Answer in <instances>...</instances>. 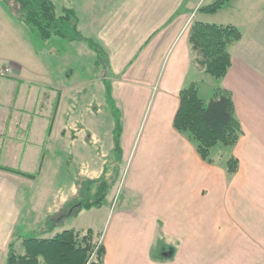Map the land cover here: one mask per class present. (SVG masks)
I'll use <instances>...</instances> for the list:
<instances>
[{
	"label": "crops",
	"instance_id": "0c3cea01",
	"mask_svg": "<svg viewBox=\"0 0 264 264\" xmlns=\"http://www.w3.org/2000/svg\"><path fill=\"white\" fill-rule=\"evenodd\" d=\"M202 1L119 0L113 8L98 0H83V4L78 1L94 38L81 34L75 8L60 9H72L82 37L95 40L106 53V73L99 77L94 72L93 77L109 82L113 100L123 104L121 149L132 147L136 132L127 136L128 130L136 118L137 122L141 119L161 74V99H168L163 104H168V123L163 130L179 147L175 156L165 157L146 177L145 187L129 186L125 208L113 217L102 239L104 264H264V0H233L215 14L200 12L198 19L194 10L203 6ZM214 1L209 0L207 5ZM0 8L2 17L7 9ZM223 16L230 20L227 22ZM236 20L246 31L230 46L231 66L221 80L222 88L232 97L243 132L232 154L238 170L229 178L226 166L219 168L213 161L202 160L194 145L173 129L172 121L179 92L206 76L188 41L190 26L193 22L237 26ZM22 69V64L16 62L0 89V156L4 148L3 154L14 156L16 164L36 163L40 169L45 158L52 156L45 147L58 140L75 141V135L68 138L65 132H75L87 145L96 122L94 127L86 121V125L80 124L82 111L72 107L70 98L65 103L68 94L81 95L80 83L72 86L71 77L63 83L54 71L46 77V84L32 87V81L20 77ZM72 69L70 66L68 72L73 73ZM13 80L19 86L7 92ZM62 103L66 108L61 111ZM92 106L96 115L98 108ZM76 115L73 124L62 125L64 117L66 122ZM79 133H83V139ZM35 180L0 170V191L7 195L11 187V201L12 193L15 197L19 193L15 188L30 190ZM5 204L7 207H0V256L6 259L10 243L21 252L18 239L23 224H35L39 229L43 220L36 214L34 200L28 207ZM59 226L54 232L61 230ZM155 245L163 247H159L158 258L152 256Z\"/></svg>",
	"mask_w": 264,
	"mask_h": 264
},
{
	"label": "rangeland",
	"instance_id": "374dc122",
	"mask_svg": "<svg viewBox=\"0 0 264 264\" xmlns=\"http://www.w3.org/2000/svg\"><path fill=\"white\" fill-rule=\"evenodd\" d=\"M78 1L83 4V0ZM78 1L52 0L57 14L60 13L61 7L67 6L75 8L80 20L79 30L81 34L87 38H94L95 33L90 31V28L88 29V27H86V16L79 8ZM117 1L119 0H98L100 4L106 3L111 6V8L115 6ZM190 1L195 2V0ZM208 1L209 0H203L202 5L206 6ZM0 5L4 7L2 4ZM1 11L3 10L0 8V15ZM6 12L7 13L0 17V70L7 68L12 70L16 62L21 63L23 69L21 70L20 77L24 80L32 81L34 83L32 87H34L35 84H46V77H50L54 71H56V75H58L57 79H61L63 83L67 82L71 77L72 86L73 84L78 86V83H80L81 95H75V97L73 95L70 97V94H68V96H65V103L66 99L70 98L72 107L82 111L80 124L86 125L87 123L88 126H93L96 122V129L93 128V135H88L87 145H84V140L81 141L78 139L79 135L75 132H72V134L65 132V136L68 138L70 135H75V141L71 142L68 139L58 140L55 143L52 142L48 147H45V150L52 156H47L45 158L40 169L39 167L37 168L36 163L16 164L18 162L17 159L11 155H4L3 152L5 149L3 148L0 156V165L11 167L18 171L22 170L24 172L33 173L36 180L30 187V190L29 187L15 188V190L19 189V193L16 197L15 194L12 193L11 201L8 198V196L11 195V193H8L11 187L8 186L7 195L1 190L0 207H7L5 203L8 205L12 204L15 207H28L34 200L35 203L37 202L36 214L42 218V224L48 219L57 217V215L65 214L66 212L69 215L70 204L78 194L76 181H78V179L83 180L88 178L97 179L101 172L104 171V174L107 173V176L109 175L111 179H114L111 180V188L107 193L103 205L100 208L82 210L77 215H69L59 226L61 230L65 228L73 229L79 233H84L86 230L90 229L95 236V240H98L100 243L102 239L106 237L113 217L120 210L125 208L124 206L128 202L129 186L137 184L139 187H145L146 185L144 183L146 182V177L157 169L159 163L165 157H173L178 153L179 147L177 148L173 143L172 137L170 138L169 134L163 130L165 122L168 123V104L166 107L163 106V104L167 103L168 99L163 101L161 99L162 94H160L162 90L160 82L162 83L161 79L163 76L161 74L158 79L159 83L157 82L156 85L153 86L145 110L141 114V119L137 122L136 118V121L130 125L127 136H131L133 132L134 134L136 132L135 139L131 144L132 147L128 149V151H126L125 148L121 149L120 156L116 158L113 152L114 120L105 100L104 83L96 81L93 77L94 72L99 77L101 73L104 72L102 70V64L99 63L96 67L94 65L96 61L95 53L82 41L67 43L55 36L47 41L36 40L29 34V31L24 25L18 23L7 10ZM194 14H197L196 17L198 19L202 15L200 12L197 13V10H194ZM223 18L226 21L230 20L228 16H223ZM213 19L215 20L217 18ZM234 22H236L238 27L229 23L238 28L240 32L246 31L245 27L239 28L242 27V25L237 23V20ZM53 49L56 52L52 57V53H54ZM238 52L240 53V50H238ZM197 57L195 61L199 64L200 56L198 55ZM70 66L74 68L72 69L73 73H70V71L68 72ZM9 76L0 75V78H2L0 79V89H2V83H7L3 81H6V79L3 78ZM90 78L94 79L90 80ZM195 81L196 89L198 88V96L205 104L211 99L214 88L221 86V81L216 82L207 76H202V78L195 79ZM83 82H86V84L82 85L84 84ZM17 83V80H13V83H9L11 86H8L6 91L12 93L13 87L19 86ZM158 87L160 88L156 91ZM4 88H6V86H3V89ZM16 91L17 90L14 91L15 95ZM90 104L91 106H89ZM92 104H95L98 108L96 115H94ZM17 105L16 102L14 105L15 109ZM115 105L121 113L123 104L118 101L115 102ZM64 108H66V106L62 103L61 111ZM73 117H77V115L69 116L66 122L64 117L62 125L64 123L73 124ZM59 123L61 125V121H59ZM79 134L81 135L83 133ZM180 135L188 140L187 134ZM81 136L83 139L84 135ZM167 138L170 139L168 140L170 141L169 143L166 141ZM171 143L174 147L171 146ZM232 154L233 148L216 146L210 150L209 158L215 163L216 167L222 168L226 166L225 163ZM147 161L148 163H146ZM139 174H141V181L139 180ZM27 217L29 216L27 215ZM23 227L24 229L19 231L20 237L38 236L39 229L35 224L30 225L24 223ZM2 233L3 231H0V238ZM156 243H158V241ZM159 247V245H155L152 249V256L154 258H158L161 253ZM168 247L170 248V246H167V248ZM18 253H23V249ZM4 259L5 256L1 254L0 264H4Z\"/></svg>",
	"mask_w": 264,
	"mask_h": 264
},
{
	"label": "trees",
	"instance_id": "16d2710c",
	"mask_svg": "<svg viewBox=\"0 0 264 264\" xmlns=\"http://www.w3.org/2000/svg\"><path fill=\"white\" fill-rule=\"evenodd\" d=\"M233 0H215L197 11L215 14ZM18 23L24 25L36 40L47 41L59 37L65 42H84L95 53V67L102 64L107 70V56L99 43L82 37L77 29V18L72 9L63 8L60 14L52 0H0ZM241 32L232 25H216L193 22L189 29L188 41L192 51L200 56L199 65L203 73L214 81H221L231 66L229 48L238 42ZM105 100L114 120L113 152L116 158L121 154V115L111 96V85L104 81ZM178 108L173 117L175 131L187 134L199 157L207 163L210 150L216 146L234 148L242 136L240 123L235 115L230 93L217 86L211 99L205 104L198 96L196 86L190 84L179 94ZM0 170L20 176L35 178L0 165ZM238 170L237 160L231 156L226 162V172L231 178ZM109 177V178H108ZM114 179V178H112ZM111 176L104 174L97 179H78L77 197L70 204V214L82 210L100 208L111 188ZM57 215L41 224L38 236L19 237L23 253H18L14 243L8 245L5 264H104L105 249L102 241L95 240L92 230L79 233L73 229L54 232L58 225L69 216Z\"/></svg>",
	"mask_w": 264,
	"mask_h": 264
},
{
	"label": "built area",
	"instance_id": "2783aa9c",
	"mask_svg": "<svg viewBox=\"0 0 264 264\" xmlns=\"http://www.w3.org/2000/svg\"><path fill=\"white\" fill-rule=\"evenodd\" d=\"M0 75L1 76H9V75H12V70L7 68V69H4V70H0Z\"/></svg>",
	"mask_w": 264,
	"mask_h": 264
}]
</instances>
